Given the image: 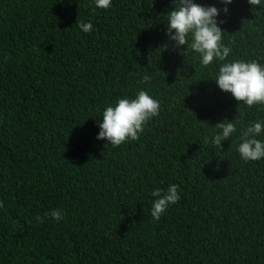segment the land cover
Here are the masks:
<instances>
[{"label": "trees", "instance_id": "trees-1", "mask_svg": "<svg viewBox=\"0 0 264 264\" xmlns=\"http://www.w3.org/2000/svg\"><path fill=\"white\" fill-rule=\"evenodd\" d=\"M194 3L220 10L227 61L264 65V0ZM174 5L0 0V264H264V158L238 152L264 105L222 91L218 59L175 47ZM140 90L161 108L139 140H98L103 111ZM235 120L217 150L215 126ZM173 184L181 198L156 221L151 193Z\"/></svg>", "mask_w": 264, "mask_h": 264}, {"label": "clouds", "instance_id": "clouds-1", "mask_svg": "<svg viewBox=\"0 0 264 264\" xmlns=\"http://www.w3.org/2000/svg\"><path fill=\"white\" fill-rule=\"evenodd\" d=\"M233 0H221V3L229 5ZM253 9L262 5V0H248ZM112 0H95V6L100 9H108ZM225 14L228 8L223 9ZM220 10L216 7H203L194 0H175L174 10L167 14V35L170 41L175 42V47L187 46V52L193 51L200 56V63L204 67L211 65L215 59L222 63L219 66L215 82L218 87L231 93L236 101L252 107L264 105V65L256 60L245 62L236 59L227 61L232 48L223 43V31L218 26L217 17ZM219 23H223L220 21ZM83 32L90 33L93 29L91 22L78 21L76 24ZM227 61V62H226ZM151 79L145 75L141 83H147ZM173 86V85H172ZM160 102L150 96L146 91L140 90L135 98H119L114 106H108L102 113V123H99L100 132L98 140L107 141L112 146H120L129 140L137 141L144 127L152 118L159 116ZM236 123L224 121L218 123L215 128L212 143L215 148L222 151V143L237 131ZM264 125L255 122L248 126L241 134V143L238 152L241 158L247 161H258L264 158V141L257 139ZM208 138H205V143ZM179 186L170 185L167 190L154 189L151 195L153 201L151 216L159 221L170 205L180 200ZM4 207L0 201V208ZM56 221L65 218L62 209H53L46 214ZM38 222L43 223V218L37 216Z\"/></svg>", "mask_w": 264, "mask_h": 264}]
</instances>
